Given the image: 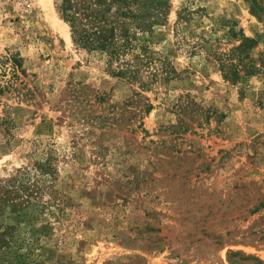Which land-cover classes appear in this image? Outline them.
Returning a JSON list of instances; mask_svg holds the SVG:
<instances>
[{
	"label": "rangeland",
	"instance_id": "rangeland-1",
	"mask_svg": "<svg viewBox=\"0 0 264 264\" xmlns=\"http://www.w3.org/2000/svg\"><path fill=\"white\" fill-rule=\"evenodd\" d=\"M58 3L0 0V181L54 167L38 200L3 207L5 256L264 264V0H168L127 55L152 57L134 80L72 42ZM230 20L257 39L237 81L213 55L239 42Z\"/></svg>",
	"mask_w": 264,
	"mask_h": 264
},
{
	"label": "trees",
	"instance_id": "trees-1",
	"mask_svg": "<svg viewBox=\"0 0 264 264\" xmlns=\"http://www.w3.org/2000/svg\"><path fill=\"white\" fill-rule=\"evenodd\" d=\"M256 4L257 0H250L253 12ZM167 8L168 0H59L58 3L59 16L68 24L72 42L87 51L102 53L107 66L112 67V73L130 80L139 78L141 66L149 67L152 57L150 52H136L140 63L137 67L127 55L138 47L139 34L151 31L165 19ZM257 8L264 11V6L258 5ZM236 26L237 22L230 20L227 34L239 42L227 51L213 52L223 77L232 81H237L241 73L254 71L249 50L257 42V39L246 36L242 28ZM11 60L13 66H20V61L14 55ZM164 66L166 64L162 69L168 74ZM35 171L37 174L33 176ZM32 173L31 169H24L0 181V204H4L0 205V213L4 206L19 212V208L24 206L22 203H29L32 196H40L43 184L51 183L54 178V167L48 159H41L34 164ZM8 252L12 251L6 229H0V264H23L24 258L19 257L21 253L13 251L7 257L5 254Z\"/></svg>",
	"mask_w": 264,
	"mask_h": 264
},
{
	"label": "bare ground",
	"instance_id": "bare-ground-1",
	"mask_svg": "<svg viewBox=\"0 0 264 264\" xmlns=\"http://www.w3.org/2000/svg\"><path fill=\"white\" fill-rule=\"evenodd\" d=\"M65 26V25H64ZM67 36H69L67 33H66Z\"/></svg>",
	"mask_w": 264,
	"mask_h": 264
}]
</instances>
